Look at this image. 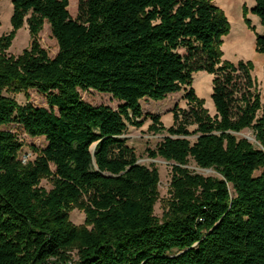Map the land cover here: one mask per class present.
I'll use <instances>...</instances> for the list:
<instances>
[{
    "label": "trees",
    "instance_id": "1",
    "mask_svg": "<svg viewBox=\"0 0 264 264\" xmlns=\"http://www.w3.org/2000/svg\"><path fill=\"white\" fill-rule=\"evenodd\" d=\"M12 0V30L0 37V264H264V117L249 66L222 63L228 23L211 0ZM251 12L263 27L264 0ZM44 23L56 40L50 57L37 36ZM27 25L22 54H6ZM213 76L211 115L191 86ZM43 95L47 107L19 104L5 92ZM110 94L120 104L92 105L80 90ZM185 89L186 108L173 124L143 113ZM149 119L167 135L152 158L172 162L171 197L160 221L153 214L159 176L138 162L121 136ZM16 124L46 145L22 163ZM159 126V127H158ZM253 131L255 142L236 134ZM191 159L215 175L192 173ZM49 178V190L40 186ZM78 207L84 222L73 225Z\"/></svg>",
    "mask_w": 264,
    "mask_h": 264
},
{
    "label": "rangeland",
    "instance_id": "2",
    "mask_svg": "<svg viewBox=\"0 0 264 264\" xmlns=\"http://www.w3.org/2000/svg\"><path fill=\"white\" fill-rule=\"evenodd\" d=\"M68 12L75 19L77 17L78 4L81 0H68ZM216 5L228 23V30L221 36L219 45L220 61L222 63H230L237 65L244 63L250 68L254 85L256 86L261 97V109L258 117H264V54L256 50V36L262 34L263 27L258 17L251 12V8L255 4V0H211ZM13 12L12 0H0V37L8 34L12 30L11 16ZM40 46L48 52L50 57H54L58 52L56 40L52 37L49 25L44 23L41 32L37 36ZM31 36L27 25L24 24L16 32L12 38L10 46L6 49V54L15 57L29 47ZM213 76L199 71L193 74L191 86L199 100L203 102L204 107L211 115L215 114V109L210 99L212 91ZM6 95L13 97L19 104L30 102L38 107H47L42 94L34 89H30L27 93H10ZM81 97L84 101L92 105H108L113 109H117L120 102L113 98L110 94L98 92L93 89L85 91L80 90ZM185 89L179 92L168 94L164 99L154 101L151 99H141L139 101L143 113L158 115L163 128H168L173 124L172 110L175 106L186 108L184 99ZM151 121L146 119L139 127L129 126L126 132L121 136L125 140V144L131 147L138 162L149 168H156L159 176L157 184V197L153 207V214L160 220L167 212V206L171 197L170 184L172 178V162H168L161 157L152 158L149 156L148 150H154L159 142L167 135L165 129L156 132L149 125ZM159 127V126H158ZM2 129L11 130L22 143V147L18 152V158L22 163L35 159L36 150L45 147L46 141L44 137H31L16 124L2 126ZM238 137H244L251 142L254 134L251 129H245L236 134ZM186 167L192 173H198L205 176L215 175L212 169L199 168L194 161L189 159ZM40 186L46 190L52 187L49 178H42ZM69 221L76 226L84 222V213L78 207L73 208L69 213ZM68 264L77 263V250L68 252Z\"/></svg>",
    "mask_w": 264,
    "mask_h": 264
}]
</instances>
